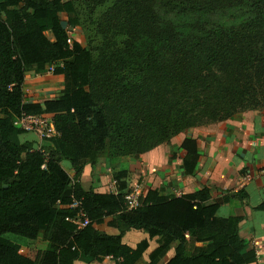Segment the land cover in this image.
<instances>
[{"label": "trees", "instance_id": "obj_1", "mask_svg": "<svg viewBox=\"0 0 264 264\" xmlns=\"http://www.w3.org/2000/svg\"><path fill=\"white\" fill-rule=\"evenodd\" d=\"M63 14L82 28L86 46L68 41ZM52 66L64 77L61 95L28 101L26 75ZM262 95L264 0H0V264H92L107 256L137 264L149 242L125 243L132 228L158 237L147 264L255 262L242 218L218 215L232 193L149 188L128 209V170L113 173L118 194L85 190L80 177L103 155L140 158L185 130L255 109ZM22 113L52 114L59 134L39 149L14 123ZM179 149L192 174L197 139L186 137ZM80 209L89 219L83 227L73 220ZM108 218L117 233L97 228ZM17 238L47 246L30 257Z\"/></svg>", "mask_w": 264, "mask_h": 264}, {"label": "crops", "instance_id": "obj_2", "mask_svg": "<svg viewBox=\"0 0 264 264\" xmlns=\"http://www.w3.org/2000/svg\"><path fill=\"white\" fill-rule=\"evenodd\" d=\"M46 33L52 35L51 31ZM49 38L54 40L53 35ZM45 72L28 73L23 86L24 92L29 80L43 77ZM54 76H57L60 87L56 89V95L51 98L61 95L60 91L63 88L64 77H60L63 75ZM33 134L31 140L37 141L36 134ZM188 136L197 139L200 154L192 174L185 171L182 165L186 151L179 149ZM121 169L128 170V173L131 171L138 173L146 189L145 192L143 191V196L149 188L163 195L179 196L199 190L206 185L212 189L213 198L232 193L230 202L221 205L218 209V215L223 217L234 215L242 218L239 226L240 235L245 240L246 250L255 251L257 258L255 262L249 264H264V210L257 208L264 201V110L236 113L225 121L185 130L174 136L169 144H161L144 153L140 158L103 155L95 165L85 166L80 184L85 190L92 188L98 192H111L112 187L118 188L113 173ZM65 170L70 175L74 174L72 168ZM238 191H241L243 197L236 196ZM109 220L110 218L98 224L97 228L106 233H117L116 228L108 225ZM22 239L24 238H17L16 241L21 244V251L30 257H35L39 248L45 249L47 246V242L43 241L39 248L29 247L27 241ZM143 239H148L149 246L137 264H147L149 253L158 246V237L150 238L147 232L135 228L128 230L123 237V241L132 247ZM174 252L172 247L164 257V261L171 258ZM92 264H115V262L107 256Z\"/></svg>", "mask_w": 264, "mask_h": 264}, {"label": "rangeland", "instance_id": "obj_3", "mask_svg": "<svg viewBox=\"0 0 264 264\" xmlns=\"http://www.w3.org/2000/svg\"><path fill=\"white\" fill-rule=\"evenodd\" d=\"M62 18H63V23L66 25L67 29L70 32L71 38L73 40L77 39L79 42H81V44L83 46H86V40L84 37V33L82 31V28L80 26L71 27L70 25H68L67 24L68 16L66 14H63ZM46 35L48 37H52V35L50 33H46ZM52 68H54V66H52ZM54 75L55 74L53 73V69L52 70L50 69V70H47L45 72V76H43V77L41 76L35 80L33 79V81L29 80L25 85L26 99L28 101H33V100H38V99L51 98V97H53V95H56L55 91L58 87H60V82L57 80L58 79L57 76H54ZM60 77L62 78L63 76H60ZM49 82H52V83H49ZM51 84H53V85H51ZM250 110H253L255 112H259V111L264 110V95L261 96L260 102L257 104L255 109H246V110H243L240 112H245V111H250ZM210 124H213V123H210ZM22 137H23V139H27V138L33 139L34 134L32 132H27V133L23 134ZM61 164L66 169L71 168L70 161L67 159H63ZM127 184H128L127 187L129 189L136 187V186L137 187L139 186V188L141 189V192L142 191L145 192V190H146L145 186L143 185L142 178H140L138 173H136L135 171H131L130 173H128ZM108 190H110L109 187H108ZM9 237H11V239L13 238V236H9ZM25 240L22 239V241H25ZM42 242H43V240L40 239V240H37V242L30 243V244L27 243V244L29 247L32 246L33 248H38V247H40V243H42ZM38 243H39V245H38ZM162 264H164V263H162Z\"/></svg>", "mask_w": 264, "mask_h": 264}, {"label": "built area", "instance_id": "obj_4", "mask_svg": "<svg viewBox=\"0 0 264 264\" xmlns=\"http://www.w3.org/2000/svg\"><path fill=\"white\" fill-rule=\"evenodd\" d=\"M68 41L70 43L72 42L71 35ZM52 69L53 68L51 67V70ZM14 123L17 127L36 134L39 140V149H42V144L44 143V141L51 139L52 137L59 134V132L55 128L54 118L52 114L22 113ZM111 192L114 194H118L119 190L117 187H112ZM142 192L139 186L133 187L127 191L125 199L128 209H133L140 205V199L143 196ZM79 204V200H74V202L71 204V207H78ZM73 220L79 224V227H83L89 222V219L85 215L83 209H80L78 211L76 218H73Z\"/></svg>", "mask_w": 264, "mask_h": 264}]
</instances>
